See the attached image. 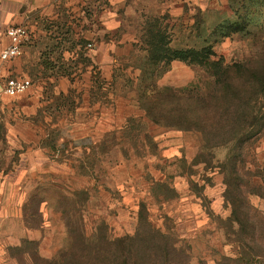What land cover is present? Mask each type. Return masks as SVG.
Masks as SVG:
<instances>
[{"label":"rangeland","instance_id":"1","mask_svg":"<svg viewBox=\"0 0 264 264\" xmlns=\"http://www.w3.org/2000/svg\"><path fill=\"white\" fill-rule=\"evenodd\" d=\"M112 1L119 14L112 60L100 68L106 91L95 102L111 128L72 135L64 127L72 104L51 102L34 143L1 144L0 264H73L82 239L133 235L141 218L173 238L180 264H264V134L238 152L174 126L175 116L188 121V91L205 93L212 78L196 63L153 56L160 32L172 50H210L212 59L247 70L241 81L264 76V0ZM74 31L94 42V30ZM83 73L77 84L88 83ZM85 89L79 121L94 111ZM77 135L93 144L78 148ZM43 154L58 166H37ZM23 168L40 173L14 190Z\"/></svg>","mask_w":264,"mask_h":264},{"label":"crops","instance_id":"2","mask_svg":"<svg viewBox=\"0 0 264 264\" xmlns=\"http://www.w3.org/2000/svg\"><path fill=\"white\" fill-rule=\"evenodd\" d=\"M6 3L9 4L8 10L2 11ZM129 7L125 6V13H129ZM117 18L119 14L112 0H0V50L12 43L5 32L7 26L23 25L28 32L21 54L8 61L0 60L4 78H15L28 85L22 93L7 95L2 92L0 84V147L6 142L9 146L5 147L16 149L20 144L30 142L29 138L34 143V135L44 132L42 119L47 121L48 118L41 114L49 110L51 102L56 106L72 104L74 111L70 113L74 115L64 125L72 135L81 132L82 128H87L94 135L111 128L106 108L103 112H96L95 102L101 98L97 92L106 91V84L103 85L106 75H102L100 68L103 64L107 67L112 60V35L114 26L118 24ZM81 27L96 32L94 42L88 37L86 41V35L74 31ZM82 71L90 79L88 83L77 84L76 78ZM48 86H51L52 93H49ZM86 87L90 88L88 101H91L94 111L88 115L89 121H79L80 115L87 114L86 107H83L85 104H80L85 98ZM82 89L85 90L83 94L79 92ZM72 92L74 94H69ZM78 137H73L72 141L80 149L93 144V137L79 141ZM56 147L63 145L59 143ZM41 158L36 161L41 168L51 164L58 166L55 162L49 163L44 154ZM27 169L16 172L17 176L12 179L14 190L20 188L22 178L32 179L40 173Z\"/></svg>","mask_w":264,"mask_h":264},{"label":"trees","instance_id":"3","mask_svg":"<svg viewBox=\"0 0 264 264\" xmlns=\"http://www.w3.org/2000/svg\"><path fill=\"white\" fill-rule=\"evenodd\" d=\"M153 41V56L166 55L167 62L177 59L196 63L212 78L205 93L188 91V121L183 125L186 119L175 116L174 126L197 132L205 146L234 143L238 152L246 140H256L264 134V76L249 74L247 80L241 81L247 70L226 66L222 58L212 59L210 50H172L166 47L169 42L160 32ZM231 164V173L236 174V156ZM175 252L173 238L141 218L133 235L98 236L94 243L82 239L73 264H180Z\"/></svg>","mask_w":264,"mask_h":264},{"label":"built area","instance_id":"4","mask_svg":"<svg viewBox=\"0 0 264 264\" xmlns=\"http://www.w3.org/2000/svg\"><path fill=\"white\" fill-rule=\"evenodd\" d=\"M6 34L12 39V43L0 50V60L8 61L22 52V45L28 39V32L23 25H9L5 29ZM1 90L7 95H15L24 92L28 85L15 78H4L0 69Z\"/></svg>","mask_w":264,"mask_h":264}]
</instances>
